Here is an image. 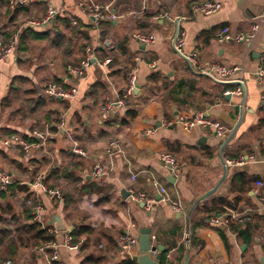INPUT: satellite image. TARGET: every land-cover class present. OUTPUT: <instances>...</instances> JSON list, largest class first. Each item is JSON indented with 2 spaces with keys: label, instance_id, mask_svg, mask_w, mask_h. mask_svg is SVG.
<instances>
[{
  "label": "crops",
  "instance_id": "0c3cea01",
  "mask_svg": "<svg viewBox=\"0 0 264 264\" xmlns=\"http://www.w3.org/2000/svg\"><path fill=\"white\" fill-rule=\"evenodd\" d=\"M81 1L36 0L14 12L0 0V41L15 38L11 55L0 61V142L16 135L36 145L26 156L17 146L0 143V169L26 190L8 194L13 213L22 222L25 210L32 216L21 199L34 198L33 204L41 207L36 222L55 232L49 234L54 235L57 264L131 260L138 245L126 257L117 240L128 235L138 241L143 230L149 231L152 245L163 249L162 264H180L187 239L190 264H264V187L254 192L255 182H264V83L253 76L264 53V0H86L115 17L97 25L80 9ZM205 1L219 2L221 9L212 15L192 11L193 4ZM48 7L56 11L49 23L26 24L42 19ZM180 32L181 54L174 49ZM135 33L152 35L155 41L139 44ZM221 33L253 37L220 42ZM86 48L90 65L73 76L67 67L80 68ZM182 56H194L197 65ZM106 59L110 63L104 65ZM211 64L239 66L243 74L221 82L199 71ZM130 72L136 89L125 98L126 107L114 106L102 116V105L122 98ZM240 81L242 96L225 95L238 87L232 82ZM47 83L76 88V95L46 98L42 91ZM196 112L221 122L228 135L161 125ZM73 144L83 156L73 152ZM164 153L176 160L177 177L161 163ZM238 159L243 162H224ZM97 163L105 174L94 178ZM57 186L63 188L60 198L43 190ZM159 188L170 202L180 204V211L163 202ZM130 191L152 202H133ZM222 199L234 207L220 215L202 213L206 203ZM202 216L208 219L204 226L198 224ZM213 216L221 222L213 224ZM2 217L8 222L0 226L13 234L17 225ZM58 224L70 232L87 228L82 237L86 248L67 250ZM34 248L20 250L12 264H47L49 252Z\"/></svg>",
  "mask_w": 264,
  "mask_h": 264
},
{
  "label": "built area",
  "instance_id": "2783aa9c",
  "mask_svg": "<svg viewBox=\"0 0 264 264\" xmlns=\"http://www.w3.org/2000/svg\"><path fill=\"white\" fill-rule=\"evenodd\" d=\"M36 0H3L4 8L10 11H19L24 8H29L35 3ZM80 9L87 15L92 24L97 25L102 22H107L114 20V15L110 14L106 9L99 8L97 6H93L88 3L86 0L81 1L79 3ZM192 11L194 13L202 14V15H212L217 13L221 9V4L216 1H205L198 2L192 5ZM56 15V11L50 7L47 8L44 17L40 20H28L26 24L31 27H39L49 23ZM254 31H256V26L254 27ZM254 33V32H253ZM253 33L250 35H241L236 36L234 38L230 37L226 34H219L218 38L220 42L233 40L236 42L248 41L253 37ZM133 39L139 44L148 45L152 44L155 41V38L152 35H145L142 33L133 34ZM15 38L11 37L7 42L0 41V61L8 58L14 48ZM184 45V33H177L174 42V49L177 53L181 54V49ZM185 59L189 64L193 67L197 65L196 59L194 56H185ZM92 60L91 50L89 48L85 49L84 58L80 63V68L74 69L72 67H67V71L73 76H81L83 70H85ZM110 63V59L104 60L103 64L107 65ZM200 72L205 73L212 78L219 80L221 82L232 81L234 77L237 75L243 74V69L239 66H225L218 64H211L207 68H200ZM253 76L259 85L264 83V53L260 58L259 65L256 70L253 72ZM136 89V76L134 72H130L127 76V87L121 99L116 102H106L104 105L100 107V114L103 116L107 114L114 106H119L121 108L126 107L125 98L132 95L133 91ZM243 82L240 81L238 87L233 92H225V95L234 94L236 96H242L244 92ZM76 88H71L70 90H65L57 84L47 83L42 91L43 96L46 98H58V99H70L76 95ZM264 101V99H263ZM161 125L165 128L172 127L174 125L180 126V128L185 133H191L195 128H201L207 131L213 132L216 136L220 138H225L228 135V130L225 126L211 118H208L204 112H196L191 115H183L179 116L176 120L168 121L163 120ZM42 137V136H41ZM1 145L4 147H10L12 145L17 146L26 156L30 153L31 149L36 148L34 144H28L27 142L20 139L18 136L13 135L8 139L2 140ZM114 146V143L111 144ZM73 152L83 156L84 154L78 149L76 144H73ZM161 163L169 170L172 177H177L179 170L177 167L176 160L168 153H164L160 156ZM225 164L232 163H242L243 159H238L234 161L224 160ZM105 174V168L100 164H95L92 169V177L99 178ZM13 185L11 177L2 169H0V192L7 191L8 188ZM19 185H23L20 183ZM256 190L255 194H259V189L264 187V182L258 180L255 182ZM44 192L49 194L51 197L60 198L63 195V188L61 186L53 187V188H43ZM159 194L163 196V202L168 204V206L173 211H180L181 206L179 203H172L167 198L166 190L164 188H159ZM129 199L133 202H142L145 205H149L152 201L147 198L144 194H135L132 191L129 192ZM34 198H22L21 204L24 206L31 207V215L33 221L38 220V214L41 211V207L39 205L33 204ZM260 201L264 204V196L260 197ZM213 224H219L221 221L219 218L213 216L211 219ZM49 233H55L54 230H49ZM64 236V247L69 251H77L82 246L85 238H81L78 242H73V236L70 231H63ZM188 238V234H187ZM118 246L121 254H124L127 257H130V251L137 246V240L131 236L125 235L123 237H119ZM188 241V239H187ZM36 252L41 254L49 252L47 258V264H57L58 262V252L57 247L53 242L46 243L40 247L34 248ZM169 257V256H168ZM4 264H12L10 261L5 262Z\"/></svg>",
  "mask_w": 264,
  "mask_h": 264
},
{
  "label": "trees",
  "instance_id": "16d2710c",
  "mask_svg": "<svg viewBox=\"0 0 264 264\" xmlns=\"http://www.w3.org/2000/svg\"><path fill=\"white\" fill-rule=\"evenodd\" d=\"M59 38L62 39L60 35H58L57 39ZM16 190L26 191L22 186L13 184L8 188L7 191L0 192V225L2 223L8 222V220L2 217V215L8 216L9 220L17 225L13 234H11L9 230L0 226V264H4L7 261H11V263L14 262V258L17 256L20 250L32 249L36 246H42L46 243L54 241V235L49 234L47 229H42L38 222L32 220L29 209L25 210L23 213V222L13 213L12 207L7 203V197L8 194L13 193ZM10 196L12 197L13 195ZM209 204L206 203L204 205L202 209L203 214L213 213L215 215H220L224 212V208L234 207L224 199L217 201L212 200L209 202ZM196 212L198 215L199 212ZM207 220L208 219L206 217L202 216L198 224L204 226L206 225ZM228 227L229 229H232V223H230ZM88 231L89 230L85 227L73 228L71 231L73 242H78L84 235L88 233ZM86 242L87 240L83 242L80 249L86 248ZM90 260L91 258L89 257L86 261L90 262ZM120 264L134 263L126 258L123 259Z\"/></svg>",
  "mask_w": 264,
  "mask_h": 264
},
{
  "label": "water",
  "instance_id": "95a60500",
  "mask_svg": "<svg viewBox=\"0 0 264 264\" xmlns=\"http://www.w3.org/2000/svg\"><path fill=\"white\" fill-rule=\"evenodd\" d=\"M182 57H183V59H185L184 56H182ZM225 83H230V82H225ZM232 83L239 84L238 82H232ZM232 135L233 134H231L225 140L224 144H226L229 141V139L232 137ZM221 181L219 183H221ZM219 183L212 190H210L209 192L205 193L201 198H199L194 203L193 207L190 210V213L193 211L194 207L199 202L205 200L207 197H209L216 190V188L219 185ZM56 230L57 231H64L65 228L58 224L56 226ZM137 245H138V252H137V254L135 256L131 257V261L134 264H162V252H163V249L159 248V246H154V245L151 244L148 230H143L141 232V235L139 236L138 241H137ZM180 264H190V247H189L188 241L185 244V252H184V255L182 257V260H181Z\"/></svg>",
  "mask_w": 264,
  "mask_h": 264
}]
</instances>
